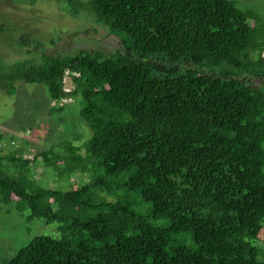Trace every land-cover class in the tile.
I'll return each mask as SVG.
<instances>
[{"label":"trees","instance_id":"16d2710c","mask_svg":"<svg viewBox=\"0 0 264 264\" xmlns=\"http://www.w3.org/2000/svg\"><path fill=\"white\" fill-rule=\"evenodd\" d=\"M67 9L88 12L128 42L125 51L17 62L0 73V87L44 84L54 102L79 94L91 130L86 155L67 141L62 152L35 158L69 179L96 157L105 176L126 175L150 217L169 225H152L129 202L96 201L98 191H110L101 177L73 179L64 191L42 186L29 175L35 161L21 148L6 151L0 138V207L14 203L28 219L88 236H37L3 264H264L253 244L264 239V88L239 77L247 69L240 58L255 49L251 68L264 79V44L251 43L258 16L233 0H67ZM154 53L195 67L179 72L149 61ZM221 64L239 70H202ZM65 70L79 73L70 92ZM179 233L194 245H173Z\"/></svg>","mask_w":264,"mask_h":264},{"label":"rangeland","instance_id":"374dc122","mask_svg":"<svg viewBox=\"0 0 264 264\" xmlns=\"http://www.w3.org/2000/svg\"><path fill=\"white\" fill-rule=\"evenodd\" d=\"M242 10H251L259 18L251 43L257 49L264 44V0H233ZM252 25V21H249ZM25 39L27 44L21 45ZM128 42L122 37L111 34L107 27L95 21L88 12L79 15L70 13L67 0H0V73L8 71L14 63H41L45 56H73L79 50H99L106 53L124 52ZM258 50L250 49L246 57L240 61L247 66L239 77L248 79L254 85L264 88V79L258 77L251 68L257 58ZM149 61L161 63L165 67L176 66L179 72L194 65L183 61L172 62L162 53L148 55ZM224 69H232L235 73L239 69L230 68L224 64L203 71L218 73ZM160 71H156L158 73ZM164 73V72H160ZM70 80L67 84L69 85ZM44 84H29L15 82L8 93L0 87V138L6 151H11V141L23 150V157H30L35 161V168L30 172L39 184L51 189L67 190L69 182L76 179L79 185L91 182L96 177L110 188V191L95 194V200L100 198L108 201H124L132 203V209L143 216H147L154 226L166 227L167 219L150 217V204L144 202L133 191L124 185L126 175L107 177L100 168L96 157L86 162L83 172L66 176L57 175L56 171L45 166L42 158L37 157L41 151L62 152V146L67 141L80 147L78 152L85 156L82 145L90 138L91 130L82 119L80 110L82 98L79 94L70 97V101L62 106L55 104ZM36 159V160H34ZM12 174L11 166L6 169ZM71 178V179H70ZM100 209L82 211L83 218L92 216ZM29 211L19 212L14 203L0 207V264L10 260L17 251L28 245L37 236H48L59 239L61 236L87 239L85 232L73 233L70 229L60 230L61 224L47 222L41 217L28 219ZM172 244L193 246L188 233L172 236ZM258 247V260L264 261V239L253 242ZM95 246L101 242H94Z\"/></svg>","mask_w":264,"mask_h":264},{"label":"built area","instance_id":"2783aa9c","mask_svg":"<svg viewBox=\"0 0 264 264\" xmlns=\"http://www.w3.org/2000/svg\"><path fill=\"white\" fill-rule=\"evenodd\" d=\"M71 76L78 77L79 76V73H77V72H70L68 70H65L64 71V75H63V83H64V86H63V89H64L65 92H70V90H72V88H73V86L70 83H69V85L67 84V82H68V80H70L69 78ZM68 101H70V97H62L55 104H57L58 106H62L65 103H67ZM14 142L15 141H11L10 142V145L13 146L14 145ZM13 147H15V146H13ZM15 148H17V147H15Z\"/></svg>","mask_w":264,"mask_h":264},{"label":"crops","instance_id":"0c3cea01","mask_svg":"<svg viewBox=\"0 0 264 264\" xmlns=\"http://www.w3.org/2000/svg\"><path fill=\"white\" fill-rule=\"evenodd\" d=\"M10 145V144H9ZM11 146V145H10ZM33 168H35V166H33Z\"/></svg>","mask_w":264,"mask_h":264}]
</instances>
